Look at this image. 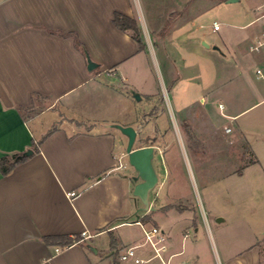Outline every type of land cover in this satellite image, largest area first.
I'll return each mask as SVG.
<instances>
[{"label":"crops","instance_id":"0c3cea01","mask_svg":"<svg viewBox=\"0 0 264 264\" xmlns=\"http://www.w3.org/2000/svg\"><path fill=\"white\" fill-rule=\"evenodd\" d=\"M175 1L174 15L165 17L168 24L150 27L153 51L159 49L161 75L177 111L209 98L237 122L264 103V83L250 86L245 64L248 56L258 63L256 78L264 81V51L258 47L264 45V0H246L251 17L232 15L228 20L239 25V33L219 38L203 31L209 9L204 0ZM136 12L147 23L133 0H1L0 163L5 157L33 153L7 176L0 167V264H134L111 255V236L118 239L120 251L141 245L138 221L165 230L171 252L178 254L175 260L205 264L201 254L188 256L178 246L175 224L154 220L155 212L167 214L178 204L176 198H160L162 182L153 163L157 182L147 187L146 177H135L137 169L131 164L133 170L128 169L124 162L131 131L136 133L133 149L152 146L163 151L165 137L164 97L150 50L114 23L117 13L137 21ZM89 61L95 68L89 69ZM253 117L237 124L233 136L247 140L255 156L247 168L261 163L257 148L264 147V109ZM227 129L232 134L235 128ZM252 132L263 137L252 142ZM39 142L36 153L33 145ZM158 184L149 204L147 194ZM71 192L77 197L69 198ZM140 199L146 204L142 215ZM132 217L136 220L128 222ZM132 224L139 227L140 238L119 233ZM84 231L94 237L72 245L44 241ZM138 251L143 257L151 255L147 246ZM224 260L262 264L260 252L226 251Z\"/></svg>","mask_w":264,"mask_h":264},{"label":"rangeland","instance_id":"374dc122","mask_svg":"<svg viewBox=\"0 0 264 264\" xmlns=\"http://www.w3.org/2000/svg\"><path fill=\"white\" fill-rule=\"evenodd\" d=\"M175 2L133 0L134 8L138 6L143 12L139 16L141 19L145 17L147 22L140 20L136 12L143 43L146 44L153 38L150 24L155 23L161 29L162 24L167 23L165 17L174 15L171 12L176 7ZM217 2L219 0H204V6L209 9L203 18V31L215 38L238 34L239 25L228 18L237 14L251 17L246 0H239L232 5ZM214 21L219 23V31L212 29ZM259 24L260 22L255 26ZM261 49L264 51V45ZM149 52L157 88L164 97L165 113L161 119L164 121L162 133L165 137L163 151L153 147L152 162L162 186L160 190V184L151 189L147 194L148 202H152L159 190L161 199L165 198L166 202H171L172 198H176L178 204V209L167 214L155 212L154 220L158 224H175L178 246L183 248L188 256L201 254L205 264H224L226 251L254 254L260 252L264 264V147L257 148L261 163L247 168L255 156L247 140L233 137L237 134V124L252 120L251 117L264 109V103L241 115L237 122L226 117L219 109V103H212L209 98L205 103L202 102L203 98H200L193 105L178 112L174 105L173 93L161 75L159 49L155 47L154 51ZM245 64L248 70L246 75L252 81L250 86H263L264 81L256 78L257 68H260L258 63L255 65L253 59L248 56L245 57ZM188 122L190 126L187 125ZM226 127L230 130L235 128L234 132L227 134ZM260 137L263 135L251 133L252 142L256 143ZM124 162L128 169L133 170L128 157H125ZM133 171L136 173L135 177L141 180V173L138 170ZM145 206L140 199L141 210L138 215L144 214ZM135 220L136 217H132L128 222ZM119 233H127L129 239L141 237L139 227L135 224L122 228ZM102 239L108 240V235H103Z\"/></svg>","mask_w":264,"mask_h":264},{"label":"built area","instance_id":"2783aa9c","mask_svg":"<svg viewBox=\"0 0 264 264\" xmlns=\"http://www.w3.org/2000/svg\"><path fill=\"white\" fill-rule=\"evenodd\" d=\"M214 29L216 31L219 30L220 25L215 24ZM146 45L149 48V50H153V43L151 39L147 41ZM260 46H262V44H260L258 47ZM258 47H254V49H257ZM258 73L260 74L261 72L258 71ZM220 108L223 109V106L221 105ZM227 131H230V129H227ZM77 195L78 194L76 192H71L68 194L69 198L71 199L77 197ZM137 224H139L143 230V235H144L143 243H141V245L139 246L135 245L124 248L120 252L121 262L131 261L134 264H151L153 262H158L160 264H186L184 262L175 260V257H177L178 254L171 252L167 233L162 227L159 226L147 227L139 221L137 222ZM93 237L94 236L91 235L88 231H84L81 234V239L79 241H76V244L83 243L86 240L92 239ZM144 246L150 248L151 255L149 257H143L142 255L139 254L138 249Z\"/></svg>","mask_w":264,"mask_h":264},{"label":"trees","instance_id":"16d2710c","mask_svg":"<svg viewBox=\"0 0 264 264\" xmlns=\"http://www.w3.org/2000/svg\"><path fill=\"white\" fill-rule=\"evenodd\" d=\"M115 25L120 28L121 30L124 31H131L132 32V37L133 39L139 43L141 47H143V42L141 38V33H140V27L137 23V21L133 18L124 16L122 14H115V19H114ZM79 47H81L80 43H77ZM90 62V61H89ZM92 62V61H91ZM41 144L39 142L38 144H34V151L36 153L39 152L38 146ZM27 159V156H22L19 157L17 155L7 158L5 157L3 160H1L0 167H1V172L3 175L7 176L9 175L15 166ZM81 239V235L75 236V237H58V236H53V237H46L44 241L47 244H53V245H72L76 241H79ZM119 246V241L116 237L111 236V248H112V253L111 255L117 259V261H120V250L118 249Z\"/></svg>","mask_w":264,"mask_h":264},{"label":"water","instance_id":"95a60500","mask_svg":"<svg viewBox=\"0 0 264 264\" xmlns=\"http://www.w3.org/2000/svg\"><path fill=\"white\" fill-rule=\"evenodd\" d=\"M237 2V0H230L229 3ZM95 64L91 61L89 62V69L95 68ZM135 99L140 100L141 97L137 93H133ZM135 131H131L130 145L128 149L129 162L135 167L142 175L146 177L147 187H152L156 182L157 178L154 174L152 167V158L154 156V148L152 146H147L144 148L133 149V143L135 140ZM33 151H28L26 155H31ZM140 187V186H139Z\"/></svg>","mask_w":264,"mask_h":264}]
</instances>
